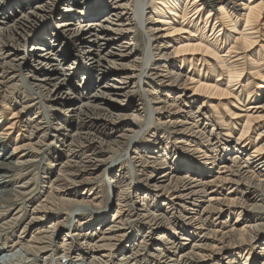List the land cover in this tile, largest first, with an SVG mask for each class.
Returning a JSON list of instances; mask_svg holds the SVG:
<instances>
[{
    "label": "bare ground",
    "instance_id": "1",
    "mask_svg": "<svg viewBox=\"0 0 264 264\" xmlns=\"http://www.w3.org/2000/svg\"><path fill=\"white\" fill-rule=\"evenodd\" d=\"M0 1V11L9 8L0 18V151L4 152L0 158V187L13 186L16 174L31 163L36 165L39 156H45L43 164L48 163L47 167L58 168L53 177L44 178L43 183L48 186L43 185L40 191L27 192V183L20 182L10 189L0 190V209L6 207L2 203H10L9 210L4 211L10 214L11 220L24 217V224H21L23 240L14 244L6 240L0 247V264H29L41 257L45 258L44 264L51 259L59 261L63 258H67L68 264H139L147 255V242L151 241L163 244L154 250V254H160L159 260L168 258L167 264H222V261L223 264H236L242 252L247 255L243 264L258 263L264 256V238L260 232L264 224L240 218L264 202L261 193L254 194L264 190V75L248 71L249 65L253 64L250 60L254 52L260 50L261 61H264V0H233L240 1L233 11L229 10L232 0H113V6L110 0H64L66 7L53 22L57 30L51 26L41 34H37L31 25L38 18L52 16L55 6L62 0ZM206 9L210 10L203 19ZM126 10L131 15L122 18ZM242 22L244 26L240 30ZM137 26L145 39L141 61L138 57L133 58L136 53L132 47L137 44L133 36ZM126 35L132 37V42L124 45L122 40ZM30 41L31 48L26 53ZM82 44L88 45L92 68H78L84 58L79 51ZM22 48L25 52L20 53ZM67 48H72L73 53L66 52ZM178 61L181 66L189 64L192 72L180 71ZM67 62L69 69L75 71L73 73L82 69L79 72L85 70L82 73L87 76L85 78L95 76L96 80L71 90L62 71ZM200 64L202 68L197 72ZM254 64L256 66L257 62ZM246 65L248 70L245 72ZM262 66L264 62L257 67ZM203 67L208 68V76L202 74ZM216 69L220 71L217 79ZM110 75H114L111 80ZM245 76L262 83L257 86V97L251 100L256 105L240 108L239 105L243 106L240 98L246 92L240 82ZM148 81L163 87L167 98L171 93L177 94L172 102H168L155 92L144 91V99L150 103L145 106L149 113L146 129L155 131L157 126L162 130L160 134L155 131L150 137L145 135L146 129L137 130L146 119L142 104L134 101L126 105L132 92L118 90L113 85L130 89V85H148ZM17 88L36 96L29 99L32 105L24 98L15 101L11 95ZM81 90L88 92L86 97H78ZM232 98L238 103L233 105V112L227 109L228 104H233ZM62 100L72 101L65 111L72 118L65 125L55 126L51 108L55 106V111L58 110L54 103ZM200 100L201 106L192 110V104ZM122 105H125L124 109ZM36 109L34 117L29 118L28 113ZM221 109L225 114L219 113ZM127 111L131 113L127 114ZM226 115L231 121L220 122ZM126 117L132 124L125 121ZM212 117L216 120L212 121ZM17 130L24 135L14 138ZM238 131L240 134L235 137ZM167 133L168 140L165 138ZM141 135L146 136L144 150L138 146ZM255 135L256 139H253ZM48 138L53 141L49 142ZM170 140L175 143L169 144ZM56 142L65 150L52 159V145ZM125 146L128 147L125 157L130 165L104 181H108L114 191L115 214L109 221L104 219L103 228H100L102 233L92 243V236L82 233L79 227H94L97 217L87 216L90 217L86 218L87 224L80 223V217L82 213L107 215V212L100 208L98 192L89 187L97 181L99 175L96 173L106 168L102 155L116 148L119 152ZM218 149L224 153L216 155ZM152 154L157 157H151ZM181 155L186 157L185 160ZM184 167L185 175L175 174V169ZM163 169L174 171H160ZM216 169L217 173L208 177ZM28 181L31 180L28 178ZM45 187L53 191L41 202L40 193ZM140 193H145V198H141ZM170 193L172 199L169 201L173 200L177 206L167 208L171 210L166 215L160 205ZM69 196L73 198H66ZM146 200L155 203L150 206ZM54 203L58 209L71 208L70 217L74 221L69 225L75 227L78 223L76 231L79 229L81 234L67 233L62 242L58 241L62 235L60 227H66V223L41 212L48 211V204ZM231 215L238 219L224 221ZM51 219L56 221L44 230L39 227ZM171 220L186 223L193 230L186 233V229L182 239L168 243L166 233H160V226ZM128 223L143 225L149 229L148 234L156 236L134 245L115 263L110 253L116 247L115 241L128 231L123 229ZM30 230H35L31 237ZM130 234L128 232L127 236L133 239L137 236ZM185 235L187 238H183ZM77 238L84 239L85 252L76 256L73 244ZM169 244H174L170 250H176V255L181 253L178 259L176 255L162 254ZM259 247L261 250L257 252Z\"/></svg>",
    "mask_w": 264,
    "mask_h": 264
},
{
    "label": "rangeland",
    "instance_id": "2",
    "mask_svg": "<svg viewBox=\"0 0 264 264\" xmlns=\"http://www.w3.org/2000/svg\"><path fill=\"white\" fill-rule=\"evenodd\" d=\"M113 0H110V4H112L111 2H112ZM2 1H0V3H1ZM258 2H260V1H258ZM121 4L123 3V2H120ZM65 5V1L64 0H62V2H60V3H58V5H56L55 6V8H54V11H52V16H50V17H48V16H46V17H44V18H38L36 21H35V23H33L32 25H31V28L35 31V32H37V34H41L45 29H47V28H50L51 29V26H52V29L54 28L55 30H57V28H56V24L55 23H53L54 22V19L56 18V17H58V15H59V13H61V12H63V10H64V7H66V6H64ZM238 5H240V1H233L232 0V2H230V5H229V7H230V11H233L234 9H237L238 8ZM112 6H113V4H112ZM5 8H7L6 6H5ZM234 8V9H233ZM4 9V8H3ZM9 8H7V9H4V10H8ZM4 10H2V11H0V14H2V15H0V18H2L1 16H3V11ZM210 9H206V11L203 13V19H205V17H206V14H207V12L209 11ZM129 15H131V12L130 11H125L122 15H121V17L122 18H127ZM108 16V15H107ZM132 17L134 18V19H136V16H134V15H132ZM243 26H244V22H242L241 23V26H239V28L238 29H240V30H242V28H243ZM137 33V34H136ZM134 37V39H136V45H134L132 48H133V50H134V52L136 53V54H134V57L133 58H139L140 59V61H141V59H143V57H144V51H145V39H144V34L142 33V31L138 28V26H137V28L135 29V36H133ZM132 37H130V35H126V37L124 36V39L122 40V44H124V45H127V44H129V43H131L132 42ZM262 40H264V38H262ZM30 43H31V41L27 44V46H26V53L28 52V50H30ZM263 42H261V44H262ZM62 46L64 47V48H66L67 46H66V44H62ZM28 49V50H27ZM68 51V53H73V49L72 48H70V49H66V52ZM79 51H80V53L82 54V56L84 57V58H82L81 59V65H79L78 66V68H82V69H86L85 67H87V68H92L93 66H92V64H90V60H88V55H89V53H90V51H89V48H88V45L87 44H82L81 46H80V48H79ZM20 53H23V52H25L24 51V49L22 48L20 51H19ZM35 52L37 53H40L39 51H37V50H35ZM35 52H32V53H35ZM71 59H72V57H70ZM69 58V60H71ZM132 59V58H131ZM262 60V57H261V52H260V50H258V51H256V52H254V54H253V56H251V62H253V64H251V65H249V70L247 69V65H246V68H245V72L248 70L249 71V73H253V72H255V71H258V72H262V75H264V66H262L261 68L260 67H257L258 66V64L259 63H261V62H264V61H261ZM257 62V64H256V66H255V64L254 63H256ZM68 64H69V62H67V63H64L63 64V69H62V71L64 72V75H66L67 76V78H66V83H67V85H68V88H71V90H75V88L76 87H79V85H81V84H90V83H92L93 81H95L96 80V77L95 76H93L92 77V79L91 78H89L88 77V79L87 78H85V77H87L86 75H84V74H82L83 72H79V71H81L82 69H80V70H77V72L76 73H73V71L74 70H72V69H69V66H68ZM178 65V67H181L180 68V71H182V72H184V73H187L188 71H190L191 70V72H192V70H193V68L192 67H190V65L188 64V65H185V66H181L180 65V63H179V61H178V63H177ZM202 68V66H201V64H200V67L198 68V70H197V72H199L200 71V69ZM203 71H202V74H206L207 76L209 75V70H208V68H206V67H203V69H202ZM261 70V71H260ZM216 71V79H217V76L219 75V70H215ZM75 72V71H74ZM244 72V73H245ZM28 72L26 71V72H24L23 74H25V76H26V74H27ZM114 77V75H110V80H111V78H113ZM19 79L20 78H18L17 79V81H19ZM89 80V81H88ZM152 82V81H151ZM151 82H149L148 81V85H145V84H137L136 85V87H133L132 85H130L131 87H133V88H131L130 87V89H128V86H121V85H119V84H113V82H110L111 84H113L114 86H115V88H118V90H120V89H127V90H130V92H132L131 93V98H130V100H128L127 102H126V105L127 104H130V103H132V102H134V101H136V103L138 102V103H140V104H142V107H141V110H143L142 111V113H143V116L146 118V119H144V121L142 122V124L141 125H139V126H137V130L139 131L140 129H146V120H147V116L149 115V113H147V107H145V106H149L150 105V103H147L146 101H145V97H144V91L145 90H149V91H152V92H155L156 94H158L159 96H162L163 98H165V100H167L168 102L169 101H171L172 102V99H175L176 97H177V94H175V93H171V94H169L170 95V97H168L167 98V92H165L164 91V88L162 87H159L160 85H155V84H151ZM262 83V81H260V80H258V81H253L251 78H249V77H247V76H245V77H242V79H241V82H240V85L241 86H245L246 88H244V90L246 91V92H244L243 93V95H242V97L240 98V100H241V102H242V105L243 106H240L239 105V107L240 108H244V107H248V106H250V105H256V104H253V101H251V100H253L255 97H257V96H255V92L257 91H259V88H257V86L258 85H260ZM158 86V87H157ZM239 87V86H238ZM237 87V88H238ZM24 89H18L17 88V90L16 91H14V94H12L11 96L12 97H14V99H15V101H17L18 99H21V98H24L25 99V101L27 102V104L28 105H32V100H29L30 98H31V96H34V95H31V93L29 92V91H23ZM240 90H242V88L240 89ZM25 92V93H24ZM85 93V95H83ZM247 93L249 94V97L247 96ZM86 94H88V92L86 91V92H84V91H82L81 90V92L80 93H78V97H83L84 98V96L86 97L87 95ZM191 94V92L188 94V95H190ZM14 95V96H13ZM264 96V95H263ZM34 97H36V96H34ZM17 99V100H16ZM63 102H61V101H59V103H54L55 105H57L56 107H58V110H56L55 111V106L54 107H52L51 109L52 110H54V111H52V115H54V118L56 119V121H55V123L54 124H56L55 126H58V125H60V124H63V125H65V123H67V121L68 120H70L72 117H69V115H67V113L65 112L68 108H70L71 107V105H72V101L71 100H67V101H64V100H62ZM130 101V102H129ZM233 102V104L231 105H229L228 104V106H227V109H229L230 111L232 110V112L235 110L234 108H233V105H238V103H237V101H235L233 98L232 99H230V102ZM201 102H202V100H200V102H198V103H196V104H192V110L194 109V111H196L200 106H201ZM117 103V102H116ZM114 105H117V104H114ZM18 107V106H17ZM122 107H123V105H122ZM19 108V107H18ZM125 108V105H124V107H123V109ZM206 109H209L208 107H206ZM119 110V109H118ZM36 112H37V109L36 110H34L33 112H30V113H28L29 114V118H32V117H34V115L36 114ZM224 113L225 114V112L223 111V109H221L220 111H219V113ZM124 113V112H123ZM129 113H131V112H128L127 111V114H129ZM27 116V115H26ZM9 117V116H8ZM214 120H216V119H213V117H212V121H214ZM94 122H100V120H93ZM125 121L127 122V123H131L132 124V122H131V120H130V118H128V117H126L125 118ZM229 121H231L230 120V118H229V116L227 117V115L226 116H224L223 117V120H221L220 122H226V123H228ZM61 122V123H60ZM140 127V128H139ZM155 128V131H157V132H159V134H160V132L162 131V130H160L159 129V127H157V126H155L154 127ZM155 131H153V129H149L148 131H147V129H146V133H145V135L147 136V135H149V137H150V135H152L153 133H155ZM240 134V131H238V132H236L235 133V137H237L238 135ZM24 134L22 133V132H20V130H17V131H15L14 132V134H13V136H14V138H17L18 136H23ZM28 135V134H27ZM146 136H143V135H141L139 138H138V140H140V142H139V144H138V146L140 147V150H144V148H146L147 146V143H146ZM159 136H161V135H159ZM169 136V133H167L166 134V139L168 140V137ZM170 138H171V136H170ZM253 139H256V135L253 137ZM142 140V141H141ZM48 141L49 142H51V141H53V138H48ZM169 144L171 143V144H174L175 142H174V140H170L169 142H168ZM264 143V142H263ZM59 144V145H58ZM63 146H64V144H63ZM177 146L175 145V148H176ZM178 147H181V146H179L178 145ZM127 148L128 147H124V148H122V149H119V152H116L117 151V148H116V150L114 149L112 152H106L104 155H102V161H105V167L106 168H103V169H101V171H99L98 173H96V176H98V179H97V181H95L94 183H92L91 185H90V187L89 188H92L93 189V192H95V193H97V197L99 198V201H100V203H101V210H103V211H106L107 212V215H91L90 213H86V215L85 214H83L82 213V215L83 216H81L80 217V223H86L87 224V222H86V218H90V217H87V216H95V217H97L95 220H94V222H95V224H94V227H92V228H89V229H91V230H89L88 228H85V227H83V226H81V227H79V228H81V231H82V233H89L90 234V236H92V243L93 242H95L96 240H94V239H97V238H99L100 237V235H101V233H102V224L104 225V223H105V218H107V221H109V220H111L112 219V217H113V215L115 214V210L113 209V204H114V199H115V196H114V191H113V189H112V187L111 186H109V182L107 181V182H104L107 178H111V176H109V175H113L112 173H114V174H116L117 173V171L119 170V169H125L126 167H128V161H127V157H125L126 156V152H127ZM211 148V147H210ZM209 148V149H210ZM65 150V148L64 147H62V145L60 144V143H55L54 145H52V151H51V154H50V156H51V158L53 159V157H56V155H57V153H59V152H61V151H64ZM146 150V149H145ZM180 150H182V149H180ZM219 151L217 152V153H215L216 155H221V153H224V152H222L221 151V149H218ZM148 151V150H147ZM171 151V150H170ZM128 152H131V150L130 149H128ZM109 153V154H108ZM116 153V154H115ZM148 152H146V154H147ZM4 154V152L3 151H0V158H1V156ZM118 154V155H117ZM120 155V156H119ZM151 155V154H150ZM212 155H213V153H212ZM157 157V154L155 155V154H152V156L151 157H154V158H156ZM247 155H245L244 157H246ZM40 157V159L39 160H37V163H35L36 165H34V163H31V164H29V166H26V168H24L23 170H21V171H19V173L20 174H22V175H20V174H16L17 175V179L15 178V180H16V182H20V184H26L27 183V185H26V188H24V189H26V191L28 190V191H30V190H32V189H37L38 191H40L42 188V186L44 185V183L43 182H45V177H48V176H54V174H57L58 173V168L55 166L54 168H52V167H50V166H48L47 167V165H48V163H45V164H43V161L45 160V156L43 155V156H39ZM41 157H42V159H41ZM214 157V156H213ZM147 158H149V156H147ZM185 158L186 157H184V156H182L181 155V159H184L185 160ZM164 161H165V158H164ZM166 163L168 164L169 163V160L168 159H166ZM42 162V163H41ZM130 165V164H129ZM35 166V167H34ZM171 167L172 166H170L169 168L171 169ZM32 168V169H31ZM46 169V170H45ZM106 169H107V171H106ZM110 169L112 170V171H110ZM172 169H175V168H172ZM181 169V170H180ZM180 169H175V170H177V171H174V170H169V171H167L166 169H163V170H160V171H162V172H175V174L176 175H185L186 173H187V171H186V168L184 167V168H180ZM26 172H25V171ZM110 172H109V171ZM217 170L218 169H216V170H214L212 173H210L209 174V176L208 177H211V176H213V175H215L216 173H217ZM29 171V172H28ZM34 171V172H33ZM116 171V172H115ZM178 171H180V173L178 172ZM22 172V173H21ZM23 173H25V175L23 174ZM36 173V174H35ZM51 173H52V175H51ZM28 176V177H27ZM27 177V178H26ZM21 178V179H20ZM24 178V179H23ZM28 178H29V180H31L30 182L28 181ZM106 178V179H105ZM21 180V181H20ZM43 180V181H42ZM100 180V181H99ZM99 181V182H98ZM16 182H14V184H13V186H15L16 184ZM35 182H37V183H35ZM30 183V184H29ZM42 183V184H41ZM13 186H6L5 188L3 187H0V190L2 191V190H4V189H10V188H12ZM32 186V187H31ZM44 186H48V185H44ZM30 187V188H29ZM56 188H58L57 187V185H56ZM55 188V189H56ZM144 190V189H143ZM27 191V192H28ZM43 191V190H42ZM45 191V192H44ZM42 193H40V197H41V199H40V201L42 202L43 201V199L45 200V197H47V196H50V193L53 191H51L49 188L47 189V187H45V190H44ZM80 191H82V189L80 190ZM226 193L227 192H229V190H226L225 191ZM102 193V194H101ZM257 193V194H256ZM258 193H261L260 195H262V198H263V201H264V190H262V191H260V192H256L255 191V195H259ZM101 194V195H100ZM86 195H88V192H86ZM144 195H145V193H140V197L141 198H145L144 197ZM147 195V194H146ZM101 196V197H100ZM139 196V195H138ZM58 197V196H57ZM61 197H63V196H59V198L61 199ZM236 197V196H235ZM238 197V196H237ZM58 198V199H59ZM64 198V197H63ZM66 198H73L72 196L70 197H66ZM94 198V197H93ZM101 198V199H100ZM82 198H80V200H81ZM164 199H166V200H164V201H162V203H161V205H160V207H164L163 209H162V212L164 213V214H166V215H169V212H170V210L171 209H169V210H167V208H171V206L173 205V208L175 207V206H177L176 205V203H174V201L172 200V201H169V200H171L172 199V193H170V196H166V198H164ZM136 200H138V199H136ZM102 201V202H101ZM141 203L143 204V202L141 201ZM155 202L153 201V200H151V202L149 201V200H146V204H148V205H150V206H152L153 204H154ZM164 203H166L165 205H163ZM170 203V204H169ZM3 204V206H6V207H4L3 209H0V210H3V211H1L0 212V228H3V231H1L0 233V247H3V245H4V243L6 242V240L8 241V243L10 242V244L12 243V244H14V243H16L17 241L19 242V240L20 241H22L23 240V234H22V232H21V228H22V225L21 224H24V217H19V219L18 220H16V221H12L11 219V217H9L10 216V214H8V210H9V208H10V203H2ZM1 204V205H2ZM56 204H57V201H56ZM55 203L54 204H48V211H46V210H44V211H41L42 212V215H48L50 218H53V219H56L58 222H61V223H66V227H60V232L62 233V235H60L59 237V240L58 241H60V242H62V240L64 239V236L67 234V233H72V234H81V232H80V230L78 229V231H76L77 229H76V227L78 226V223L75 225V227L73 226V225H69L70 224V222H73L74 221V218H71L70 216H71V214H72V212H71V208H69V207H64V210H67V211H64L63 210V208H57ZM145 204V205H146ZM263 204H264V202H263ZM263 204H261V207H263L264 205ZM54 205H56L55 207H54ZM141 205V204H140ZM51 206V207H50ZM261 207H259L258 209H249L245 214H243L242 216H241V218H240V220H242L244 217H246V218H248L250 221H253V222H257L258 221V223L259 224H264V209L263 208H261ZM56 208V209H55ZM172 208V209H173ZM4 210H7V211H4ZM261 211V212H260ZM6 212V213H5ZM25 212V211H24ZM44 212V213H43ZM61 212V213H60ZM64 212V213H63ZM68 212H70V213H68ZM254 212V213H253ZM67 213V214H66ZM185 213H189V212H185ZM69 214V215H68ZM260 214V215H259ZM185 215V214H184ZM4 216V217H3ZM51 216H53V217H51ZM253 216V217H252ZM6 217V218H5ZM5 221V224L6 225H8L7 226V228H6V225L4 224V221ZM7 219V220H6ZM66 219V220H65ZM238 219V217L237 216H230L228 219H227V217H225L224 218V221H226V220H229V222H234V221H236ZM56 220H50V221H48L45 225H38L39 227H42L43 228V230H44V228L45 227H47V226H49L53 221L55 222ZM255 220V221H254ZM260 220V221H259ZM2 221H3V223H2ZM7 221H10V224H8V222ZM7 222V223H6ZM57 222V223H58ZM104 222V223H103ZM173 222V223H172ZM68 223V224H67ZM170 223V224H169ZM12 224V226H10ZM164 224V225H163ZM165 224H166V226H165ZM15 225V226H14ZM129 225V226H128ZM128 227L127 226H125V227H123V229H128V231H125L123 234H121L122 235V237H119L118 239H117V241H115V245H116V247L112 250V252L110 253L111 255H112V259H115V263H117L118 262V260H116V259H118V258H120V257H122L123 255H125V254H128L127 252H129V250H131L132 248H134L135 246L134 245H136V244H140L141 242H147V241H149L151 238L153 239V238H155V236L156 235H151V234H148L149 233V229H147V227H145V226H143V225H138V224H134V223H128ZM5 227V228H4ZM161 227V231H160V233H166L165 235L167 236V238L169 239V242L168 243H171L170 242V240H177V238H180V239H182V236H183V232H185V230H186V233H188L187 231H191V230H193V229H191V227H187L186 226V223H183V222H178V221H175V220H171V221H168V222H166V223H162V225L160 226ZM264 227V226H263ZM101 228V229H100ZM6 229V230H5ZM100 229V230H99ZM147 229V230H146ZM5 230V231H4ZM176 230V231H175ZM5 232H6V234H5ZM13 234H12V233ZM35 232V230H30L29 231V233H30V237L32 236V234ZM122 232V231H121ZM128 232H131V234H130V236L132 235H134V237L136 236V238L135 239H133V237H129V236H127V233ZM261 232V235H262V238H264V228L260 231ZM15 233V234H14ZM28 233V234H29ZM174 233H179V234H174ZM3 234H4V236H3ZM6 235V236H5ZM19 235H21L22 236V239H20L21 238V236L19 237ZM96 235H99V236H96ZM120 234H119V236H121ZM147 235H148V237H147ZM139 236V237H138ZM180 236V237H179ZM30 237L28 238V239H30ZM176 238V239H175ZM183 238H187V235H185ZM5 240V241H4ZM13 240V241H12ZM83 241H84V239L83 238H77L75 241H74V244H73V253L74 254H76V256H77V254H82V253H84L85 251V248L84 247H82V244H83ZM91 242V241H90ZM90 242H88V243H90ZM140 242V243H139ZM179 242H184V241H179ZM160 242L158 241H156V242H153V241H151V242H147V247L145 248V249H147V250H145V252L147 253V255H145L141 260H140V262H139V264H167L166 263V260L168 259V258H165V260H162V259H160L159 260V258H157V256H160V254L158 255V254H156L157 256H155V254H154V250L157 248V247H163V244H159ZM185 243H186V241H185ZM183 244V243H182ZM126 246V247H125ZM262 247V246H261ZM261 247H259V248H257L256 249V251L257 252H260V250H261ZM137 248V247H136ZM168 248V249H167ZM170 248H174V244H169V246H165L163 249H165V251L163 250V253L162 254H165L166 256H174V255H176L174 252L176 251V250H174V249H171L170 250ZM114 252V253H113ZM168 252V253H167ZM230 252H234L235 253V250H233V249H230ZM58 254H59V252H58ZM103 254V253H102ZM152 254H154V255H152ZM161 254V255H162ZM181 253H178L177 255H176V259H178V257H179V255H180ZM44 256V255H43ZM154 257V258H153ZM227 258L229 257V255H227L226 256ZM246 257H247V255L246 254H244L243 252H242V256H241V258H240V260L239 259H237V263L236 264H243V262L246 260ZM261 257V256H260ZM43 257H41L40 259L38 258L37 259V261L36 262H32V263H29V264H44L42 261L45 259H42ZM250 258H251V256H250ZM159 261H158V260ZM234 259H236V257L234 258ZM145 260V261H144ZM227 260V259H226ZM225 260V261H226ZM264 260V256H262L261 258H260V260L258 261V263H256V264H261V262ZM142 261V262H141ZM156 262V263H155ZM68 263H70V262H68L67 261V258H63V259H61V260H59V261H57L56 259H51L50 261H47V262H45V264H68ZM222 264H223V261L221 262ZM251 262H248V264H250ZM75 264H77V263H75ZM138 264V263H137ZM224 264H225V262H224Z\"/></svg>",
    "mask_w": 264,
    "mask_h": 264
}]
</instances>
